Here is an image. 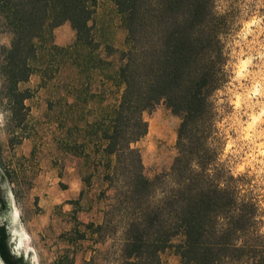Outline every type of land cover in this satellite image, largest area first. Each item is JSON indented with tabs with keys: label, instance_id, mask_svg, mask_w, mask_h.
Instances as JSON below:
<instances>
[{
	"label": "trees",
	"instance_id": "trees-1",
	"mask_svg": "<svg viewBox=\"0 0 264 264\" xmlns=\"http://www.w3.org/2000/svg\"><path fill=\"white\" fill-rule=\"evenodd\" d=\"M111 1L126 34L119 65L105 73L110 62L89 24L97 0H0V29L10 34L0 59L6 95L21 102L19 82L62 65L75 67L80 111L100 103L96 77L118 92L103 118L78 128L85 132L78 147L89 144L93 157H101L93 171L101 164L112 190L102 220L84 227L96 235L94 243L117 242L122 264H161L165 250L179 264H264V183L248 171L233 172L223 157L225 105L216 101L232 77L227 42L243 19L242 0ZM64 22L75 39L61 46L53 31ZM161 102L179 118L176 154L168 171L148 177L134 143L147 132L143 113ZM5 207L0 195V213ZM0 258L28 264L13 254L4 223Z\"/></svg>",
	"mask_w": 264,
	"mask_h": 264
},
{
	"label": "rangeland",
	"instance_id": "rangeland-1",
	"mask_svg": "<svg viewBox=\"0 0 264 264\" xmlns=\"http://www.w3.org/2000/svg\"><path fill=\"white\" fill-rule=\"evenodd\" d=\"M241 4L243 19L227 42L232 77L216 95L217 103L225 105L219 123L226 137L223 157L233 172L248 171L264 183V0ZM89 24L98 52L110 62L104 72H112L119 65L126 34L114 3L97 0ZM53 32L61 46L75 39L68 23ZM9 42L10 34L0 29V59ZM52 69L46 75L34 70L17 84L26 96L21 102L9 99L0 78V191L17 227L7 230L24 246L28 264H122L117 242L106 237L94 243L96 235L84 227L102 220L112 190L102 179L101 164L93 171L101 157H93L89 144L78 147L85 138L78 128L103 118L118 92L109 91V82L98 76L92 89L98 91L100 103L90 101L86 111H80L84 105L75 108V67ZM143 117L147 132L134 146L144 173L153 177L171 166L179 118L162 102ZM77 232L85 238L79 239ZM160 260L179 264L171 250L161 253Z\"/></svg>",
	"mask_w": 264,
	"mask_h": 264
},
{
	"label": "water",
	"instance_id": "water-1",
	"mask_svg": "<svg viewBox=\"0 0 264 264\" xmlns=\"http://www.w3.org/2000/svg\"><path fill=\"white\" fill-rule=\"evenodd\" d=\"M0 194L2 195L1 191H0ZM8 211H9V208L6 204V207L0 213V223H4L6 219L7 220L6 228L8 230L15 229L17 227L15 223L13 222L11 211L9 212ZM9 241H10L11 250L13 254L22 257L23 260L27 262L24 246L16 238H14L10 233H9ZM0 261H1V264H4L1 258H0Z\"/></svg>",
	"mask_w": 264,
	"mask_h": 264
},
{
	"label": "bare ground",
	"instance_id": "bare-ground-1",
	"mask_svg": "<svg viewBox=\"0 0 264 264\" xmlns=\"http://www.w3.org/2000/svg\"><path fill=\"white\" fill-rule=\"evenodd\" d=\"M13 219H15V214H13Z\"/></svg>",
	"mask_w": 264,
	"mask_h": 264
},
{
	"label": "crops",
	"instance_id": "crops-1",
	"mask_svg": "<svg viewBox=\"0 0 264 264\" xmlns=\"http://www.w3.org/2000/svg\"><path fill=\"white\" fill-rule=\"evenodd\" d=\"M65 23H68V22H64V24H65ZM68 24H69V23H68Z\"/></svg>",
	"mask_w": 264,
	"mask_h": 264
},
{
	"label": "flooded vegetation",
	"instance_id": "flooded-vegetation-1",
	"mask_svg": "<svg viewBox=\"0 0 264 264\" xmlns=\"http://www.w3.org/2000/svg\"><path fill=\"white\" fill-rule=\"evenodd\" d=\"M1 195V194H0ZM2 196V195H1Z\"/></svg>",
	"mask_w": 264,
	"mask_h": 264
}]
</instances>
